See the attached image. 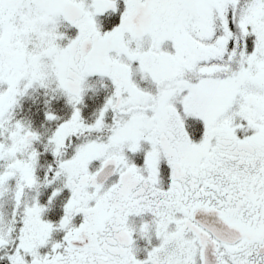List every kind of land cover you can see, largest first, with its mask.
<instances>
[{
  "label": "snow or ice",
  "instance_id": "1",
  "mask_svg": "<svg viewBox=\"0 0 264 264\" xmlns=\"http://www.w3.org/2000/svg\"><path fill=\"white\" fill-rule=\"evenodd\" d=\"M0 264H264V0H0Z\"/></svg>",
  "mask_w": 264,
  "mask_h": 264
}]
</instances>
